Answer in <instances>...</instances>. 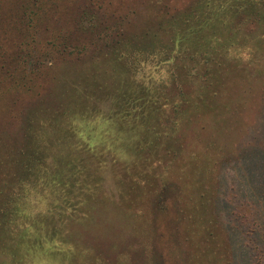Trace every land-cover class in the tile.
<instances>
[{
	"label": "rangeland",
	"instance_id": "obj_1",
	"mask_svg": "<svg viewBox=\"0 0 264 264\" xmlns=\"http://www.w3.org/2000/svg\"><path fill=\"white\" fill-rule=\"evenodd\" d=\"M37 1L36 14L26 23L15 16V0H0V151L11 155L18 174L14 161H24L28 121L41 113L55 158L61 162L67 148L79 150L83 156L73 160L74 167L94 172L93 155L101 152L90 145V137L83 138L84 126L90 121L95 130L107 124L97 109L87 120L74 112L61 114L65 77L78 75L81 84L87 81L82 75L101 77L113 56L141 38L147 23L156 26L161 17L182 13L197 0ZM74 25L75 35L67 45L64 38ZM155 30L151 32L165 42V35ZM73 38L85 48L76 46ZM137 50L147 51L150 58L138 70L151 76L147 97L152 99L160 85L167 89L157 108L160 132L175 126L172 140L178 155L166 154L163 143L150 149L141 138L133 139L155 158L149 165L135 164L139 182L130 177L124 181L129 160L98 156L125 184L130 201L116 203L115 183L107 177L105 192L114 200L95 206L83 225L70 229L77 239L79 263L264 264V231L259 235L261 229L253 227L252 204L239 198L248 188L247 179L253 187V148L264 146V60L238 62L228 52L211 71L202 94L199 70L193 68L191 76L184 77L161 46ZM13 59L16 69L11 67ZM231 215L245 224L241 231Z\"/></svg>",
	"mask_w": 264,
	"mask_h": 264
},
{
	"label": "trees",
	"instance_id": "obj_2",
	"mask_svg": "<svg viewBox=\"0 0 264 264\" xmlns=\"http://www.w3.org/2000/svg\"><path fill=\"white\" fill-rule=\"evenodd\" d=\"M37 2L15 0V16L27 23L36 14L33 9ZM85 2L82 1L81 9ZM74 16L73 24L76 21ZM156 24L147 23V30L141 38L132 39L124 53L113 56L108 70L105 68L99 73L101 77L98 74L91 78L82 75L87 81L81 84L78 75H68L62 83L61 114L74 112L87 120L97 109L99 119L107 124L95 130L90 121L84 126L83 138L90 137V145L99 147L101 152L92 154L94 172L88 167L84 170L74 167L73 160L83 156L79 150L73 153L67 148L66 156L60 157L61 162L55 158L48 145V124L43 121L41 113L28 121L24 161L18 164L14 161L18 174L14 171L11 155L0 151V264H80V253L74 242L77 239L70 229L77 224L83 225L88 219L87 212L95 206L113 199L105 192L107 180L115 183L117 198L113 197L116 203L124 206L130 201L125 184L108 167L110 165L100 163L99 157L112 159L116 156L129 160L131 164L126 165V170L129 169L127 173L125 170L124 181L130 177L139 182L141 175L134 168L135 164L146 161L149 165L155 158L150 150L143 149L133 139L141 138L150 149L156 142L163 143L166 154L178 155V148L172 140L175 126L168 132H160L162 126L157 108L161 107L167 89L160 85L152 99L147 97L146 92L150 90L146 81H150L151 76L142 75L138 70L139 65L150 62V58L147 51L141 52L138 47L161 46L168 51L166 58L172 60L171 64L178 67L184 77L191 76L193 68L199 70L196 76L203 81L200 83L204 86L199 92L202 94L206 92L205 84L210 80L207 78L211 71L218 67L225 54L236 55L238 62L242 58L246 61L254 58L258 63L264 60V0H197L182 13L163 16ZM151 28L160 31L167 40L160 42ZM75 31L74 25L71 34L65 36L67 45ZM73 40L76 46L85 48L76 38ZM98 47L97 43L94 48ZM11 67H18L16 59ZM177 95L181 96V93ZM172 106L178 107V104ZM191 109L195 111L194 106ZM179 115L184 116L181 111ZM247 183L248 188L239 198L252 204V224L261 229L259 235H262L264 146L253 148V187H249L250 179ZM230 209L228 206L227 211ZM230 220L236 222L239 231L245 227L232 215Z\"/></svg>",
	"mask_w": 264,
	"mask_h": 264
}]
</instances>
